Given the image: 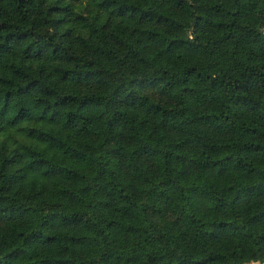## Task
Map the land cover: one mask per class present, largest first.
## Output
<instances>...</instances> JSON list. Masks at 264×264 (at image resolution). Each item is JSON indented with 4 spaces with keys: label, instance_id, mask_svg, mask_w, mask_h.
Returning <instances> with one entry per match:
<instances>
[{
    "label": "trees",
    "instance_id": "1",
    "mask_svg": "<svg viewBox=\"0 0 264 264\" xmlns=\"http://www.w3.org/2000/svg\"><path fill=\"white\" fill-rule=\"evenodd\" d=\"M81 2L0 0V264L264 262V0Z\"/></svg>",
    "mask_w": 264,
    "mask_h": 264
},
{
    "label": "clouds",
    "instance_id": "2",
    "mask_svg": "<svg viewBox=\"0 0 264 264\" xmlns=\"http://www.w3.org/2000/svg\"><path fill=\"white\" fill-rule=\"evenodd\" d=\"M89 7V3H88V0H82L81 4H80V9H77V12L79 14L80 10L81 9H86ZM94 7V5H93ZM101 24H103V21H101ZM193 37L192 36H189V39H192ZM26 126V123L25 124H21L20 127L23 128ZM43 135V133H42ZM37 143H41V146L42 147H46V144L42 141H37ZM12 147H15V145H12ZM65 153H62L61 155L63 156ZM28 163L31 164L32 163V160L31 158H28ZM38 164L42 165L44 163V161L41 159L39 161H37ZM250 264H260V261H252L250 262Z\"/></svg>",
    "mask_w": 264,
    "mask_h": 264
},
{
    "label": "rangeland",
    "instance_id": "3",
    "mask_svg": "<svg viewBox=\"0 0 264 264\" xmlns=\"http://www.w3.org/2000/svg\"><path fill=\"white\" fill-rule=\"evenodd\" d=\"M260 264H264V262H260Z\"/></svg>",
    "mask_w": 264,
    "mask_h": 264
}]
</instances>
